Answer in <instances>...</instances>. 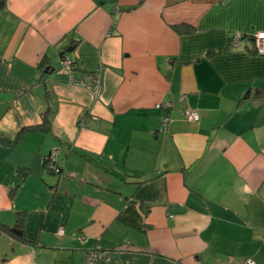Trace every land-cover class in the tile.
I'll return each mask as SVG.
<instances>
[{"label": "crops", "instance_id": "1", "mask_svg": "<svg viewBox=\"0 0 264 264\" xmlns=\"http://www.w3.org/2000/svg\"><path fill=\"white\" fill-rule=\"evenodd\" d=\"M258 31L264 0H0V264H264Z\"/></svg>", "mask_w": 264, "mask_h": 264}, {"label": "built area", "instance_id": "2", "mask_svg": "<svg viewBox=\"0 0 264 264\" xmlns=\"http://www.w3.org/2000/svg\"><path fill=\"white\" fill-rule=\"evenodd\" d=\"M242 38H243V34H241L239 32H235L231 35V37L229 39V44L233 47H236L241 42ZM252 40L254 43L255 52L258 54H264V31L256 32L252 36ZM61 65L70 74H72V71L78 67V64L73 63L72 60L70 59V57H68L67 55H64L61 58ZM74 81L76 83L83 85V86L87 87L88 89H90L94 95H98L100 92L101 86H100L99 72L98 71L93 73L92 80L90 82H86L83 79H77ZM157 107L168 108L169 104L160 103V104H157ZM184 115L192 121H196L199 119L198 111L192 110L189 108L184 109ZM168 120H169L168 117H164L163 124H162L164 128L166 127ZM58 153H59V148H54L50 152V154L45 158L44 161L47 164L48 169H50L51 171L56 172V173H61L60 167L56 165V155ZM62 232H63L62 229L58 230V233L61 234ZM80 239L82 241H84L85 236H81ZM100 257H101V252L93 251L89 254V256L87 257V259L84 261L83 264H94L98 259H100ZM240 264H256V262H255V260H253V258L248 257L243 262H241Z\"/></svg>", "mask_w": 264, "mask_h": 264}, {"label": "trees", "instance_id": "3", "mask_svg": "<svg viewBox=\"0 0 264 264\" xmlns=\"http://www.w3.org/2000/svg\"><path fill=\"white\" fill-rule=\"evenodd\" d=\"M73 63H75V62H73ZM80 68H81V66H80ZM47 122H48V118L46 117V114L43 113V115H42V123L43 124L42 125H44V126L47 125ZM4 139L5 138L0 135V140H4ZM23 226H24V219H23V217H18V219H17V227L16 228L22 230L23 229ZM0 229L2 231H4V232H7V233H10V234H12V235H14L16 237H19L20 239H24V237L15 234L13 230H11L7 226H4L3 224H0Z\"/></svg>", "mask_w": 264, "mask_h": 264}, {"label": "water", "instance_id": "4", "mask_svg": "<svg viewBox=\"0 0 264 264\" xmlns=\"http://www.w3.org/2000/svg\"><path fill=\"white\" fill-rule=\"evenodd\" d=\"M72 50H73L72 47L66 48L63 52H61V53L59 54V57L62 58L65 52L68 53V52H71Z\"/></svg>", "mask_w": 264, "mask_h": 264}]
</instances>
